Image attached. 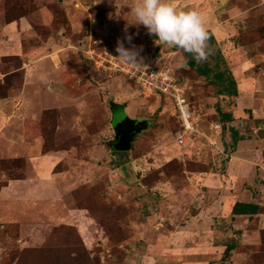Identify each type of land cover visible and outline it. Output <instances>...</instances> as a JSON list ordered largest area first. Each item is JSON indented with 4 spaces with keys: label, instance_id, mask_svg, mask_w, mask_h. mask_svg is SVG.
Masks as SVG:
<instances>
[{
    "label": "rangeland",
    "instance_id": "1",
    "mask_svg": "<svg viewBox=\"0 0 264 264\" xmlns=\"http://www.w3.org/2000/svg\"><path fill=\"white\" fill-rule=\"evenodd\" d=\"M137 2L0 0V41H15L1 36L8 23L26 18L29 28L19 50L0 55V264H33L34 249L41 264H264V0H169L204 15L215 40L199 65L219 63L239 90L221 95L175 48L198 128L184 145L170 99L95 62L118 55V39L156 41L129 24ZM126 112L150 126L115 151ZM232 127L246 137L235 148ZM19 180L29 183L12 185ZM227 191L260 197V215L235 217ZM254 231L263 232L255 249L242 243Z\"/></svg>",
    "mask_w": 264,
    "mask_h": 264
},
{
    "label": "built area",
    "instance_id": "2",
    "mask_svg": "<svg viewBox=\"0 0 264 264\" xmlns=\"http://www.w3.org/2000/svg\"><path fill=\"white\" fill-rule=\"evenodd\" d=\"M133 45L142 48L141 55L145 64L143 68L128 65L113 53L100 63L97 60L95 62L104 70L109 68L110 71L136 84L145 96L159 95L170 99L174 105V115L180 124V130L176 133L177 141L180 145L186 144L188 139L198 132V128L188 97L187 83L182 82L177 74L175 58L178 51L174 47L159 45V41L151 43L143 37L137 38L127 47ZM91 57L94 59V54ZM212 127L217 133H222L223 124L220 122Z\"/></svg>",
    "mask_w": 264,
    "mask_h": 264
},
{
    "label": "clouds",
    "instance_id": "3",
    "mask_svg": "<svg viewBox=\"0 0 264 264\" xmlns=\"http://www.w3.org/2000/svg\"><path fill=\"white\" fill-rule=\"evenodd\" d=\"M131 14L137 26L143 25L148 33L156 37L159 45L183 50L190 54L198 63L208 60L209 33L204 15L197 10L180 11L169 0H138L131 7ZM125 39L132 44L133 36L127 34ZM116 57L124 63L143 68L142 48L126 47L124 40H117Z\"/></svg>",
    "mask_w": 264,
    "mask_h": 264
},
{
    "label": "trees",
    "instance_id": "4",
    "mask_svg": "<svg viewBox=\"0 0 264 264\" xmlns=\"http://www.w3.org/2000/svg\"><path fill=\"white\" fill-rule=\"evenodd\" d=\"M209 33V39L213 42L215 40L214 34L211 30H208ZM185 58L188 66L191 68H196L200 76H204L206 78H209L213 76L214 83L219 86V93L221 95H227L230 97H238L239 96V90H238V84L233 75H227V72L221 70L220 64L217 63L215 67H210L209 65L201 66L199 63L193 59V57L190 54L185 53ZM221 57V56H220ZM220 115L223 118L224 122H232L234 120V114L233 112H222V110H219ZM246 137L244 135H241L239 131L232 127L230 128L229 133V141H227V145L231 147H237L238 143L240 141H245ZM114 144V143H113ZM113 146V145H112ZM115 151H118L115 149ZM261 213V206L255 203H247V202H236L232 209V214L234 216H249L252 218L255 215H258ZM238 249V243H234L231 245H228L225 250L224 258H229L232 251ZM69 256V262L72 260V250H70ZM29 256H34V262L33 264H41V259L44 256V251L34 249L28 251ZM50 264H59L55 260H52Z\"/></svg>",
    "mask_w": 264,
    "mask_h": 264
},
{
    "label": "crops",
    "instance_id": "5",
    "mask_svg": "<svg viewBox=\"0 0 264 264\" xmlns=\"http://www.w3.org/2000/svg\"><path fill=\"white\" fill-rule=\"evenodd\" d=\"M26 20H27L26 18H21L18 21H15V22H12V23H8L4 27H2V29H1V34L2 35L1 36L3 38H7V37L11 36V38H13L15 41H13V40L10 41V40H7V39H4L3 41H0V46H2V48L0 49V55L2 53L11 52L12 51L11 48H12L13 44H15L18 40L19 41L22 40L23 37H24V35H27L28 34V31H29V28H28V20L27 21ZM16 22H17V25L18 26H17V28H16V30L14 32L11 29V25L13 23H16ZM211 24H213V23H211ZM208 26H210V24L206 21V27H208ZM208 30H211L213 32V30L211 28H208ZM14 46H16L15 48L17 50L20 49L19 47H17V43ZM246 87H247V85H244V88H246ZM1 105L7 107V106H10L11 105V102H9V99H7L4 102L1 101ZM3 118H4L3 115L0 113V127L3 124V122H4V119ZM230 123H233V121L230 122ZM48 156L49 155H46V157H48ZM41 181H44V180H41ZM18 183H20V184L25 183L26 184V183H29V180H19V182H16V183H14L12 185H17ZM228 192L229 191L224 192L223 193V197H224V199H226L225 201H227V203H229V208H232L233 209L234 204L236 202H238V201L239 202H247V203H255V204H258L260 206L262 205V201H261V198L260 197H259L260 199L259 198H256V199H253L252 198V200H251L249 198V195L246 194V195H244L242 197V199L239 200L237 197H234V195L232 194L231 191L229 193ZM231 213H232V210H231ZM258 215H260V214H258ZM258 215H255V216H258ZM255 216H253V218ZM235 217H237V216H235ZM247 217L250 218L249 216H247ZM255 232L257 234H255ZM262 237H263V232L262 231H254L252 234H249V233L246 234V242L242 241V243H250V244H252V248L255 249L256 247H258L260 245H263Z\"/></svg>",
    "mask_w": 264,
    "mask_h": 264
},
{
    "label": "water",
    "instance_id": "6",
    "mask_svg": "<svg viewBox=\"0 0 264 264\" xmlns=\"http://www.w3.org/2000/svg\"><path fill=\"white\" fill-rule=\"evenodd\" d=\"M150 124L147 120L138 121L125 113L122 119L114 128L116 138L113 144L114 149L118 151H129L136 136L149 128Z\"/></svg>",
    "mask_w": 264,
    "mask_h": 264
}]
</instances>
